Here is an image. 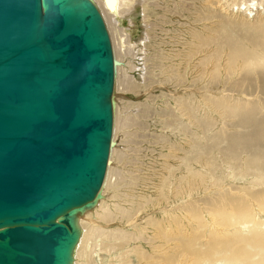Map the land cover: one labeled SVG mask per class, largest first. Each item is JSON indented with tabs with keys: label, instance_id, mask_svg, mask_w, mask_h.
Instances as JSON below:
<instances>
[{
	"label": "water",
	"instance_id": "obj_1",
	"mask_svg": "<svg viewBox=\"0 0 264 264\" xmlns=\"http://www.w3.org/2000/svg\"><path fill=\"white\" fill-rule=\"evenodd\" d=\"M118 64L93 0H0V264H71L113 145Z\"/></svg>",
	"mask_w": 264,
	"mask_h": 264
},
{
	"label": "rangeland",
	"instance_id": "obj_2",
	"mask_svg": "<svg viewBox=\"0 0 264 264\" xmlns=\"http://www.w3.org/2000/svg\"><path fill=\"white\" fill-rule=\"evenodd\" d=\"M244 2L247 4L243 5ZM263 3L261 0H147L143 6L144 10L142 6H138L131 15L132 21L129 16L124 17L120 25L112 22L115 28H119L115 31L107 26L115 58L120 62L116 68L120 83L118 86L116 83L114 97L116 102L114 118H116L117 130L113 146L115 153L110 162L113 178L105 193L107 199L103 206L106 211L111 212L112 217L117 215L119 221L106 223L103 220L105 223L103 224L99 220L101 217L98 213H102L100 207L91 209L89 217L92 218L90 221L93 220L91 221L93 224L88 221L87 227L90 230L93 226L96 228V232L92 230L96 237L93 239L96 243L93 244L100 245L99 248L96 247L92 256L94 264H125L127 262L145 264L139 261L133 250L142 244L152 253L148 243L137 242L123 248H114L112 246L117 242L116 237H107L111 231L122 227L119 222L126 221L127 213L132 209L136 210L138 204L143 203L146 206L148 200L150 204L144 206L145 208L136 215L138 223H143L147 227L151 221L156 223L169 221V216L177 214L172 209L190 199L188 193L181 201H175L172 198L171 192L179 186L178 180L187 176L190 169L205 173L201 161L193 160L195 147L205 144L208 146L217 135L223 138L225 131L228 135L254 132L251 131L254 127L249 130L241 129L238 123L234 125L233 123L239 122V119H236L234 115L219 113L210 104L214 100L216 102L226 99L225 97L233 103V100H246L249 96L235 89V80L239 77L229 74L224 67L218 73L213 70L210 63H204L207 53L213 49L200 50L199 41L196 40V55L192 58L188 57L191 51L194 50L195 53V46L188 44L192 39L189 27L196 24L195 27L199 30L198 35H208L207 22L203 20L207 16L214 15L210 14L211 10L216 13L215 17L227 16L226 19L233 24L234 31L231 35L247 43V37L253 31L252 25L259 22L260 16H264ZM177 12L181 16L175 15ZM211 21V27H214L222 19L214 18ZM123 35L125 37L127 35L128 43H123ZM198 59L200 63L196 62ZM223 61L222 65H225L226 61ZM125 74L133 78L135 86L138 85L137 89L131 87L130 90L125 91L126 86L123 87ZM226 74H229V77ZM257 76V74L248 75V80L243 79V83L247 86L250 82H254L255 89L250 90L248 87L244 89L248 90L251 99L257 103L256 118L264 121V112L258 104L259 98L264 99V92L259 93L260 90L256 87L259 81ZM229 91L232 92L229 93ZM180 102L186 107L185 113L184 107L182 109L179 106ZM232 124L235 127L238 125L239 128L233 127ZM212 156L216 158L215 161H218L216 163L217 177L226 178L227 185L249 187L250 182L255 179V177L235 176L240 172L238 167L233 166L216 152H212ZM242 157L241 160L244 161L248 155ZM187 158L194 162L191 161L190 165L189 163L186 165ZM262 188L264 189V186ZM161 192L167 194V201L156 206ZM212 195L211 193H200V195L195 193L194 198L199 200ZM164 210L168 212L163 213ZM259 219L264 222V214H260ZM177 220L181 223L188 221L185 213H180V218ZM126 230L130 234L135 233L134 229ZM152 230L147 233V238L152 236ZM111 234L114 236V232ZM251 234L250 228L242 230V235H247L246 237H250ZM87 250L91 251V246ZM88 260L89 258H86L87 262Z\"/></svg>",
	"mask_w": 264,
	"mask_h": 264
},
{
	"label": "bare ground",
	"instance_id": "obj_3",
	"mask_svg": "<svg viewBox=\"0 0 264 264\" xmlns=\"http://www.w3.org/2000/svg\"><path fill=\"white\" fill-rule=\"evenodd\" d=\"M261 1L264 2V0ZM93 2L98 7L104 22L106 20V27L108 26L115 31L119 29L115 28V25H120L124 17L133 15L138 6H142L143 9L147 0H110L112 4L109 6L106 4L105 0H93ZM246 4L245 2L243 3V5ZM210 14L214 15L207 16V18L203 20L207 22L206 27L209 30L208 35H198L199 30L195 27L196 24L189 27V32H192L190 35L192 39L188 44L195 46V53L194 50L191 51L188 57L192 58L193 55H196L197 40L199 41L200 50L213 49V51L207 53L206 59L203 60L205 64L210 63L213 70L216 72L219 70L221 71V68L224 67L229 74L239 77V79L235 80V89H238L240 93L248 95V99H236L233 100V103H230L229 98L225 97L226 99L216 102L214 100L210 104L214 106L219 113H223V115H234L236 119H239V122L236 121L233 123L234 125L238 123L241 125V129L249 130L254 127V129L251 130L254 132H249L248 134L231 133L228 135L225 131L223 132L224 140L221 138L222 136L216 134V138L214 137L209 142L208 146H205V144V147L203 145L195 147L193 160L197 159L201 161L200 163L205 168V173L190 169L187 176L178 180L179 186L171 192L172 198L175 201H181L188 193L190 199L183 204L176 205L172 209V211H176L177 214L169 216V221L164 220V223L151 221L147 227H145L143 223H138V217H136V215L142 208L150 204L148 200L146 206L143 203L138 204L136 210L132 209L127 213V218L125 217L126 221H124V223L122 220L119 222L122 227L117 228L116 231H111V233L114 232V236L110 233L107 237H116L117 242L114 241L116 243L112 246L114 248H123L127 245L136 244L137 242H145L151 246L152 253L147 251L142 244L134 248L133 252L138 256L141 263L264 264V222L259 219V215L264 214V189L262 188V186H264V121H259L256 118L257 111L255 106L257 103L251 99V94L247 92L248 90L244 89V87H248L250 90L255 89V87L253 88L254 82H250L247 86L243 83V79L248 80V75L257 74L259 81L256 87L260 90L259 93L264 92V16L259 15L261 19L259 22L252 25L251 29L253 31L251 35L247 37V43H244L239 38L231 35L234 31L232 29L233 24L226 19L227 16L217 15L215 17L216 13L211 10ZM175 15L181 16L179 12L175 13ZM214 18H220L222 21H218L216 26L211 27V20ZM132 20L133 18L131 16V21ZM112 22H115V25ZM108 27L107 31L111 40ZM126 37H123V43L129 42V40H126ZM132 55L134 54L132 53ZM113 56L115 58L114 48ZM223 60L226 61L225 65H222ZM198 61L196 62L200 63V61ZM119 65L120 62L115 66L114 70L115 78L112 95L113 145L110 149L102 185L94 196L93 202L79 209L75 215V221L79 229V239L72 253L73 257L71 264L95 263V261L93 262L94 258L92 259V256L96 251V247L100 245L93 244L94 242L96 243V240L93 241L96 237L94 233H92V230L95 232L97 230L94 226L92 230L87 227L89 224H87V222L92 219L89 217L92 208L100 207L102 213L98 214L101 217L99 220L102 222L103 220L106 223L118 220V216L112 217L111 212L106 211L103 204L106 202L107 198L105 197V193H107L106 191L113 178V169L110 166V162L115 153L113 146L117 127L116 118H114L116 109L114 97L115 90L117 89V87H115L116 83L117 86L120 83L118 79L119 76L117 77L116 75V68ZM229 74L226 75L229 77ZM221 75H224V73ZM124 83L123 87L126 86L125 91L131 87L138 88V85L135 86L136 83L128 74L124 75ZM229 85H231V83ZM230 92L232 91H229V93ZM259 99L258 104H260L264 112V99ZM179 106L181 108L184 107L183 112L185 113V105L180 102ZM234 125L233 127H235ZM236 127L239 128L238 125ZM228 133H230V131ZM212 152H216V154L227 159L229 163L240 169V172L235 176H239V178L255 177V179L250 182V186H245L243 188H240L241 186L235 187L233 185H227L226 178H218L216 166L218 161H215L216 158L214 159ZM245 155H248V157L242 161L241 158ZM193 160L187 158V162L185 160L186 165H188V163L190 165V162ZM165 184H167V182H165ZM195 193L197 195H200V193H211L213 195L198 200L194 198ZM166 201L167 194L161 192L159 194V199H157L156 206H160ZM134 206L135 205H133V207ZM167 212V210L163 211V213ZM180 213L186 214L188 219L187 223H181L177 220V218H180ZM91 221L93 222V220ZM96 221L97 220H95V222ZM103 224L105 223L103 222ZM100 225L102 224L100 223ZM245 228H250L252 232L250 237L242 235V230ZM126 229H134L135 233L130 234ZM151 230L152 236L147 238V233L149 231L151 232ZM89 246H91V251L87 250ZM86 258H89L88 262ZM152 261H154V263H152ZM125 264H129V262Z\"/></svg>",
	"mask_w": 264,
	"mask_h": 264
}]
</instances>
